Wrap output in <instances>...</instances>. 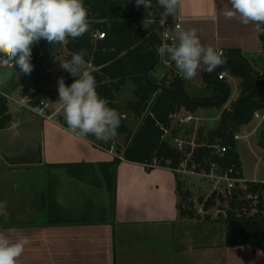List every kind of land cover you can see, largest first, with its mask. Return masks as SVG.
Wrapping results in <instances>:
<instances>
[{
	"label": "crops",
	"instance_id": "1",
	"mask_svg": "<svg viewBox=\"0 0 264 264\" xmlns=\"http://www.w3.org/2000/svg\"><path fill=\"white\" fill-rule=\"evenodd\" d=\"M153 6L151 12L155 23L152 25L161 36L162 27L159 21L164 9L158 8L157 3ZM230 8L229 0H180L174 14L168 15L167 19L176 22L180 20L185 30L197 29L202 44L210 45L217 51L223 52L224 63L242 64L238 62V58H242L250 70L263 74L264 44L261 33L257 32L252 24L243 25L236 18L226 19L223 12ZM148 11L145 8L136 9L139 22L145 20ZM159 63L164 64L162 58ZM157 66L150 74L153 82L160 84L169 73L161 71ZM158 70L160 78L154 74L159 73ZM233 73L230 64H222L211 73L201 71L194 80H184L183 88L186 95L201 103H203L202 99L216 96L221 85L227 87L226 93L229 91V96L222 107L201 106L194 112H187V115L194 118L193 121L203 122L207 126L205 120L208 119L209 114H213L214 119L218 121L217 127L223 111L231 109L243 97V79ZM221 74H224L223 79L219 78ZM168 77L166 79L172 76ZM126 84L129 85L130 99L136 87L131 80H128ZM39 85L34 87L39 88ZM126 88L125 85L121 94ZM0 91L9 95L12 93V90H4L1 87ZM56 100L57 97L48 100L50 106L47 110L50 112L46 117H42L45 131L44 139L41 140L39 157L21 160V163L10 162L8 163L10 168L40 167L50 170L54 177V175L58 176V170H63L52 167L55 165L91 164V169L95 173L96 170L100 171L97 164L112 162L116 155L109 149L113 145L103 148L99 143H108V141L97 140L91 136L78 138L63 125L62 121L58 120L59 117L63 118L60 115L61 106L56 109L51 108L57 102ZM25 101L27 100H23ZM211 109L213 112H210ZM257 112L264 114V108ZM122 116L127 118L124 113ZM253 120L257 124L251 132H262L264 121L256 117L248 122H241L236 130L247 128L248 123ZM11 122H15L13 117ZM207 130L211 129L207 126ZM122 138L125 139L126 135H122ZM111 143L115 145L116 142ZM121 152L117 150V154L120 155ZM114 171L116 176L114 220L111 213L94 221L51 220L38 224L22 217L23 223L15 222V220L14 224L0 223V232L14 241L21 237H27L29 240L17 264H264V252L260 249H253L249 245L229 246L226 235L220 237L218 242L212 240L210 244L208 235H212L215 231L205 223L202 217L188 219L180 215L177 207L180 201L177 180L169 168H155L147 171L141 164L122 159ZM90 177L81 182H89ZM101 178L104 180L102 174ZM103 182L106 188L105 180ZM5 189L4 197L9 201L11 185H6ZM13 192L17 193L15 187ZM56 195L58 196V193ZM55 202L58 207L57 204L61 201L56 197ZM8 207L7 204V209ZM12 209L7 211L14 215L15 209ZM39 211H43L40 205ZM31 215L30 213V217ZM177 224H181L178 226L183 229V234L182 238L177 236L174 240V226ZM148 235H154L153 237L158 240L157 247L139 250L138 245L136 247L134 243L150 239L146 238ZM176 240L180 242L177 243ZM174 244L177 246L175 247ZM184 251H188L191 255L182 256ZM193 252H196L194 256Z\"/></svg>",
	"mask_w": 264,
	"mask_h": 264
},
{
	"label": "trees",
	"instance_id": "2",
	"mask_svg": "<svg viewBox=\"0 0 264 264\" xmlns=\"http://www.w3.org/2000/svg\"><path fill=\"white\" fill-rule=\"evenodd\" d=\"M83 3L88 9L89 30L77 39L68 38L66 49L69 59L75 52H86L84 59L91 66L97 93L108 101L110 108L118 112L120 125L117 132L126 135V145L123 149L118 148L122 151L120 156L123 160L145 166L147 171L155 169L148 166L153 164L154 160L158 162L157 168L171 170L178 168L182 154L172 146L170 137H164L165 130L171 128L174 115L182 110L194 112L201 107L197 102L199 100L190 99L186 95L183 88L184 79L174 71L170 79L161 80V85L153 82L150 72L161 59L156 51L160 44V36L152 24L146 29L143 23L138 21L136 9H144L143 5L137 7L136 0H83ZM152 3L156 4L157 0H152ZM134 24L138 27L136 28ZM98 31L104 32L106 37L96 38L94 34ZM261 39L264 44V33H261ZM43 59L39 49L33 47L31 63L37 65ZM238 62L245 66L236 63L223 64H230L233 74L242 77V96L249 94L256 82L258 87L251 97L240 103L235 117L233 109L237 103L231 109L223 111L219 125L215 129L207 132L203 128L198 129L197 147L193 151L192 160L201 164L205 170H209V163H218L222 172L232 170L233 177L241 178L243 168L237 151L236 127L249 118L255 108H264V73L250 70L242 58H238ZM172 63L174 65V62ZM74 80L75 77L67 72L65 84L70 86ZM128 80H131L136 88L135 100L128 103L127 110L142 119L136 132H132L128 127L121 114V108L115 103ZM226 90L227 87L221 85L216 96L201 101L221 100ZM22 94L34 98V105L49 96L39 88L23 89ZM8 103L5 97H0L1 128L7 127L12 121V116L8 112ZM224 103L215 106L222 107ZM58 120L68 127L62 118L59 117ZM260 144L264 148L263 142ZM215 145L227 146L228 151L220 156L216 153ZM120 156L117 155L112 162L97 164L112 195L115 194L114 170L122 161ZM52 167L64 169L70 177L81 181L93 175L91 164H59ZM174 174L177 180V193L182 198L177 205L180 215L188 219H200L191 192L183 188L180 175ZM218 200L221 204L227 205L224 221L233 237L229 239L228 245H249L264 252V184L249 181L245 188H236L230 194L215 191L208 199L201 198L199 201L206 214L204 220H209L207 213L217 205ZM51 205L49 211L52 217L56 211L53 207H56L54 196L51 198ZM54 218L52 217V221L55 220Z\"/></svg>",
	"mask_w": 264,
	"mask_h": 264
},
{
	"label": "rangeland",
	"instance_id": "3",
	"mask_svg": "<svg viewBox=\"0 0 264 264\" xmlns=\"http://www.w3.org/2000/svg\"><path fill=\"white\" fill-rule=\"evenodd\" d=\"M99 32L100 31L96 33ZM33 47L39 49L44 59L40 64H32L34 67L30 74L25 75L19 73V69L13 67L0 68V87L4 90H12L10 95L12 99L8 103V112L15 119V122H10L7 127H0V185L3 183V185L7 184L4 179L8 180V178H14L13 180H15L14 173L17 174L16 183H14L17 190L20 191L22 188L20 184L26 182V184H24L26 187L22 188V190L16 194L13 192L12 181L10 182L12 190L9 201L8 198L3 196L1 200L6 201L9 205L8 211L14 208L15 214L13 217L9 216L7 221H5L3 217H0V223L14 224V220L15 222L23 223V220L20 219L21 217L27 218V220H31L38 224L50 222L52 217H55L54 219L57 221H74L81 219L94 221L100 220L111 213L113 215L112 219L114 220L115 194L112 195L108 186L104 188L105 183L103 182V178H101L100 171L96 170L95 173L93 172L94 174L90 177V181L85 183L81 182V180L71 178L64 169L58 170V172L56 171L58 176L54 175V177H52L50 170L47 171L40 167L18 166L17 168H10L8 164L10 162L21 163V160L37 159L40 154L41 140L44 139V119L33 109L35 106L33 104L35 101L34 98L29 96H24L26 97L24 98L23 94L20 92H22L23 89L34 90V85H39V83H41L39 85L40 87L42 86L41 88L39 87L40 90L46 92V95H49L44 97V99L46 98L44 101H50L52 98L57 97V102L52 105L51 108L56 109L61 106L58 102V80L60 78L65 80L67 74V71L61 67V62L70 60L66 44L51 45L46 40L41 39L38 43L33 44L32 48ZM163 63V65L160 63L158 64V69L160 68V70L165 73L168 72V75L171 77L173 72L171 69L172 67L164 61ZM154 74L157 78H160V71ZM231 85L233 87L232 82ZM126 87L127 88L117 99L116 104L121 108V114L124 113L125 116H127V118L125 117L123 119H125L128 127L132 132H136L141 125L142 119L127 110L129 101L131 102L135 98L134 93H131L132 98L129 99V85L126 84ZM23 100L27 101L23 102ZM46 111L47 114L50 112H48V110ZM210 112H213V109H211ZM60 115L63 117L62 119H64L62 107ZM186 115L187 112L182 110L176 115L177 118H174L170 133L166 134L165 137H170L171 143H174V139L178 135L181 136L183 134H185L187 139L192 140L199 128H203L205 132H207V126L212 130V128L216 127L218 124L213 114H209L210 116L205 120L207 126H205L203 122L197 123L193 121L194 119L189 124H183L178 121L180 116L183 117ZM248 124L247 128H239L236 130V134L240 137V139L237 140V151L239 152L242 162L243 176L249 181L255 178L262 180L264 179V148L260 143L262 142L263 131L251 132L257 124L255 120ZM107 141L108 143L99 144L103 148H109L113 145L114 153H116L118 148L122 149L126 145V138L123 139L122 135L120 136L118 132H116V135L112 137L111 140L109 139ZM112 141L116 142L115 145L111 143ZM109 150H111V147ZM180 179L183 185H185L183 188L191 192L195 207L202 218H204L206 214H204L202 204L199 200L201 198L203 200L208 199L215 191L224 193L225 190L223 183L218 184L202 175L180 174ZM52 188L55 189L52 190ZM57 193L58 196L56 195ZM53 196L55 199L56 197L59 198L61 202L57 204L58 207L53 206L56 208V211H54L55 215L51 217L49 208L52 206L50 200ZM181 199L180 197V201ZM39 205L43 211H39ZM226 206V203L221 204L220 200H218L217 205L212 207L207 213L209 220H205V223L215 231L212 235H208L210 244L212 240H216L217 242L220 241V237L224 235L228 237V241L233 238L231 237L229 226L224 221L226 218ZM24 212H27V215L24 214ZM30 213L32 214L31 217ZM178 225L181 224L174 226V240L177 236L181 237L183 234V229ZM153 236L154 235H148L146 238L150 239H145V241L141 240L134 244L136 247L138 245L137 248L139 250L146 249L147 247L154 249L157 247L156 243H158V240ZM180 240H176V242L179 243ZM176 246L177 245H175V247ZM195 254L196 252H193V256ZM190 255L188 251H184L182 254V256Z\"/></svg>",
	"mask_w": 264,
	"mask_h": 264
},
{
	"label": "clouds",
	"instance_id": "4",
	"mask_svg": "<svg viewBox=\"0 0 264 264\" xmlns=\"http://www.w3.org/2000/svg\"><path fill=\"white\" fill-rule=\"evenodd\" d=\"M230 9L223 15L236 18L243 25L252 24L264 33V0H229ZM180 0H157L163 8L159 24L163 27L168 15H173ZM149 10L142 22L144 28L155 23L151 9L152 0H136V6ZM90 27L88 9L83 0H0V68H18L28 75L33 70L32 45L41 39L49 44H66L68 38L83 36ZM176 35L171 43H162L157 49L165 62H174L177 74L184 80H194L199 72L211 73L225 60L223 52L202 44L195 28L183 29L176 25ZM86 52L72 54L61 62V67L75 77L67 86L58 80L59 104L68 129L78 138L94 136L107 141L116 135L120 125L118 112L108 106V101L96 91L95 77L90 64L84 59ZM0 217L9 218L7 202L0 201ZM29 243L27 237L17 240L0 232V264H17Z\"/></svg>",
	"mask_w": 264,
	"mask_h": 264
},
{
	"label": "built area",
	"instance_id": "5",
	"mask_svg": "<svg viewBox=\"0 0 264 264\" xmlns=\"http://www.w3.org/2000/svg\"><path fill=\"white\" fill-rule=\"evenodd\" d=\"M136 26V28L138 27L137 24H134ZM176 25H180L181 26V22L179 21H174L171 19H166V23L165 25L162 27V34L160 36V44L162 43H171L173 38L176 35ZM94 36L98 39H104L106 37L104 32H99V33H95ZM163 61L165 62L166 58H162ZM166 63V62H165ZM168 65H170L173 69L174 72L177 73L176 68L174 67L173 63H166ZM179 76V75H178ZM180 77V76H179ZM220 79L224 78V74H221L219 76ZM0 97H5L8 102L12 99L11 96L9 94H6L2 91H0ZM50 103L49 101H44L41 100L37 105H35L33 107L34 111L41 115L42 117H46L47 116V109L49 108ZM177 115V114H176ZM174 115V118H177V116ZM254 117L256 118H260L262 121H264V114H260L258 112L255 113ZM194 118L191 115H187V116H183V117H179L178 121L183 123V124H189L191 123V121ZM170 133V129L169 130H165V136L166 134ZM196 133L194 134V137L192 140H189L185 137V135H178L175 139H174V143H171L173 147H175L177 150H179L182 154V161L179 165L178 168L171 170L173 173H177L178 175L180 174H192V175H202L204 177L209 178L210 180H213L215 182H217L218 184L223 183L225 186V190L224 193L222 194H230L232 192V190L236 189V188H245L247 182H249V180L245 179V177H241V178H236L233 177L232 174V170L230 171H226V172H222V170L220 169V166L218 165V163L215 162H211L209 163V170H205L202 168L201 164L195 163L192 160V154L194 149L197 147V143H196ZM240 137L238 135L235 136V139L238 140ZM216 153H218L220 156H223L227 151H228V147L227 146H221V145H215L214 146ZM111 153H114V147L111 148L110 150ZM115 155L117 154L114 153ZM120 156V155H119ZM121 159H123L120 156ZM149 167H158V162L156 160L153 161V164L148 165ZM201 168V169H200ZM251 182H262L264 184V180H258V179H254V180H250Z\"/></svg>",
	"mask_w": 264,
	"mask_h": 264
},
{
	"label": "water",
	"instance_id": "6",
	"mask_svg": "<svg viewBox=\"0 0 264 264\" xmlns=\"http://www.w3.org/2000/svg\"><path fill=\"white\" fill-rule=\"evenodd\" d=\"M240 65H242V64H240ZM242 66H245V65H242ZM246 68L248 69V67H246ZM257 87H258V83L256 82V83H255V87H254V89H253L249 94H247V95H245V96H243L242 98L239 99V101L237 102L235 108L233 109L234 117H235L236 110H237L238 106L240 105V103H241L242 101H244L245 99L251 97V96L255 93ZM228 96H229V91H227L226 95H225L221 100H217V101H214V102H203V103L198 102V104L201 105V106H204V105H206V106H209V105H216V104H218V103L225 102V101L227 100ZM259 108H260V107L255 108V109L252 111V113H251V115L249 116V118H247L246 120H243L242 122H248V121H250V120L254 117L255 113L259 110ZM262 142H263V144H264V133H263V136H262Z\"/></svg>",
	"mask_w": 264,
	"mask_h": 264
},
{
	"label": "flooded vegetation",
	"instance_id": "7",
	"mask_svg": "<svg viewBox=\"0 0 264 264\" xmlns=\"http://www.w3.org/2000/svg\"><path fill=\"white\" fill-rule=\"evenodd\" d=\"M13 175L15 176V180H13L14 178H11V177H10L11 179L8 178V180H7V179L4 180L7 184L3 185V184H4V183H3V184L0 185V201H2V200H1L2 196L4 197V189H5L6 185H9L10 182L12 181V182H11V183L13 184L12 187H13V188L15 187V184H14V183H16L15 181H16V179H17V177H16L17 174L14 173ZM24 184H26V182H24L23 184L21 183L20 186H22V188H25L26 186H25ZM15 188H16V187H15ZM22 188H21V190H22ZM5 190H6V189H5ZM21 190H20V191H21ZM16 191H17V192H20V191L17 190V189H16ZM26 192H27V190H26ZM25 213H26V212H24V214H25ZM26 215H27V214H26ZM9 216H10V217H13L14 215L11 213V214H9ZM21 218H22V217H21ZM21 218H20V219H21Z\"/></svg>",
	"mask_w": 264,
	"mask_h": 264
}]
</instances>
